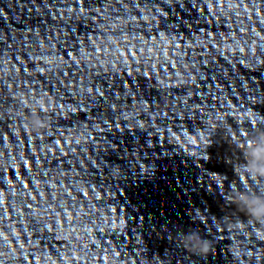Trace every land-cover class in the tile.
<instances>
[{"label":"clouds","instance_id":"obj_1","mask_svg":"<svg viewBox=\"0 0 264 264\" xmlns=\"http://www.w3.org/2000/svg\"><path fill=\"white\" fill-rule=\"evenodd\" d=\"M250 143L254 144L255 141ZM249 150L251 155L254 157L250 166V170L254 173L253 177L255 178V173H259V175L264 176V146L250 147ZM240 199L244 200L247 205L245 210L253 217L260 219L261 222L264 223V200L255 198L248 200L246 197H240ZM196 247L200 252H207L209 244L207 241L197 240Z\"/></svg>","mask_w":264,"mask_h":264}]
</instances>
